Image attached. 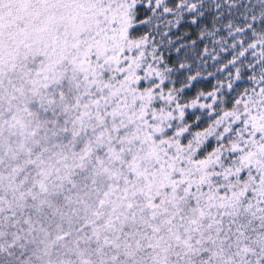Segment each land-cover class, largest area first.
Masks as SVG:
<instances>
[{
	"label": "snow or ice",
	"instance_id": "1",
	"mask_svg": "<svg viewBox=\"0 0 264 264\" xmlns=\"http://www.w3.org/2000/svg\"><path fill=\"white\" fill-rule=\"evenodd\" d=\"M0 264H264V0H0Z\"/></svg>",
	"mask_w": 264,
	"mask_h": 264
}]
</instances>
